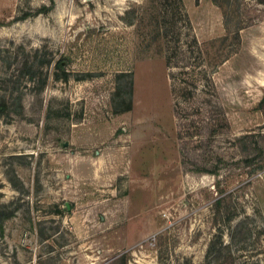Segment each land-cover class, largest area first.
<instances>
[{
    "label": "rangeland",
    "instance_id": "1",
    "mask_svg": "<svg viewBox=\"0 0 264 264\" xmlns=\"http://www.w3.org/2000/svg\"><path fill=\"white\" fill-rule=\"evenodd\" d=\"M181 2L0 0V264H264V0Z\"/></svg>",
    "mask_w": 264,
    "mask_h": 264
},
{
    "label": "trees",
    "instance_id": "2",
    "mask_svg": "<svg viewBox=\"0 0 264 264\" xmlns=\"http://www.w3.org/2000/svg\"><path fill=\"white\" fill-rule=\"evenodd\" d=\"M179 4V7L182 6V2L181 0H176ZM188 28L190 29V24L188 23ZM156 29H162L161 27H159L157 25ZM190 31V30H189ZM158 33V32H157ZM167 34V31L165 33V35ZM231 39L235 40L236 43H239V30L238 28L235 29L233 32H231ZM190 39L187 41V51H188V56L187 58H189V61H185L184 63H181L180 61H182L184 58L181 57L180 59L178 58V60H176V66L175 67H183L185 69H187L189 72V74L191 75V77L193 78L192 83H190L188 85V91L190 94L193 93V90H197L199 81L195 78L200 79L202 76H206V69H204V64L202 63V56H203V52L201 49V46L199 45L196 37L194 36V34H190L188 36ZM155 38V36L153 37ZM178 55H182L178 53ZM195 55V56H194ZM177 56V54L174 53V56L172 59H174V57ZM185 56V55H184ZM193 58V61H191L190 59ZM175 60V59H174ZM55 63V69L61 71L60 74H55V79L56 80H63L66 81L68 80V73L65 72V70L63 69V66L61 65V61H56ZM169 64H171V60L170 58H168V67H171V65L169 66ZM172 74V73H171ZM170 74V76H171ZM183 74V73H182ZM263 106H264V96L262 98V100L259 103L258 108L261 109L263 111ZM261 134V133H259ZM263 135H261L260 137L262 138V140H264V133H262ZM260 170L264 169V165L262 167H258ZM226 244H223V242L220 240L219 237H216L214 239V241H210L209 246H208V250L206 253V257L208 259H210L209 261H212L211 264H232V261H226L225 258H227L224 254H223V250L226 248ZM121 259H124V255H120L119 256Z\"/></svg>",
    "mask_w": 264,
    "mask_h": 264
}]
</instances>
